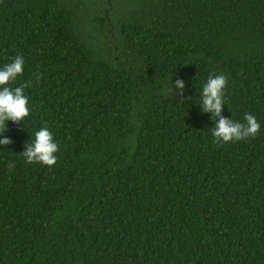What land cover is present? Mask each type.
Masks as SVG:
<instances>
[{"label": "trees", "instance_id": "1", "mask_svg": "<svg viewBox=\"0 0 264 264\" xmlns=\"http://www.w3.org/2000/svg\"><path fill=\"white\" fill-rule=\"evenodd\" d=\"M16 55L30 112L0 145V264H264V0H0V65ZM210 73L255 135L214 140ZM40 127L52 166L21 153Z\"/></svg>", "mask_w": 264, "mask_h": 264}, {"label": "clouds", "instance_id": "2", "mask_svg": "<svg viewBox=\"0 0 264 264\" xmlns=\"http://www.w3.org/2000/svg\"><path fill=\"white\" fill-rule=\"evenodd\" d=\"M25 60L23 56L16 55L10 62L0 65V145H8L11 140L4 136L7 122H23L29 115L28 95L25 94V84L10 87L9 82L15 81L22 74ZM176 88L183 89L182 79L172 81ZM226 76L223 73L209 74L200 85L198 106L202 112L211 113L214 126L210 132L214 140L228 142L255 135L260 128L256 117L246 113L244 122H239L230 117L221 116V105H225L224 89ZM58 144L53 138V133L48 127H40L32 134L31 142L25 143L22 153L26 162H39L52 166L57 157Z\"/></svg>", "mask_w": 264, "mask_h": 264}, {"label": "rangeland", "instance_id": "3", "mask_svg": "<svg viewBox=\"0 0 264 264\" xmlns=\"http://www.w3.org/2000/svg\"><path fill=\"white\" fill-rule=\"evenodd\" d=\"M82 8L83 7L81 6V9ZM84 18H87L85 25L88 27V31L87 30L83 31L82 29L80 30L81 32H83L82 33L83 37L88 43L94 44L95 48L98 51L102 50L105 47V42L101 34L97 30H95L94 22L92 20V14L87 15Z\"/></svg>", "mask_w": 264, "mask_h": 264}]
</instances>
